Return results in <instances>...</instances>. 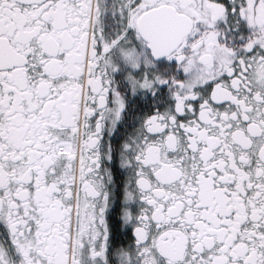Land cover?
Here are the masks:
<instances>
[{"label":"snow or ice","instance_id":"1","mask_svg":"<svg viewBox=\"0 0 264 264\" xmlns=\"http://www.w3.org/2000/svg\"><path fill=\"white\" fill-rule=\"evenodd\" d=\"M0 264H264V0H0Z\"/></svg>","mask_w":264,"mask_h":264}]
</instances>
